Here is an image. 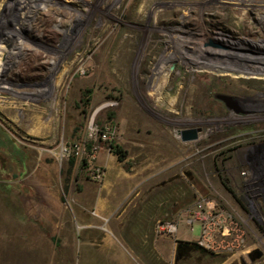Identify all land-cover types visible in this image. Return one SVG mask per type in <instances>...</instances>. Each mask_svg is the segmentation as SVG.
Listing matches in <instances>:
<instances>
[{
    "label": "rangeland",
    "instance_id": "rangeland-1",
    "mask_svg": "<svg viewBox=\"0 0 264 264\" xmlns=\"http://www.w3.org/2000/svg\"><path fill=\"white\" fill-rule=\"evenodd\" d=\"M249 1L0 0V264H264Z\"/></svg>",
    "mask_w": 264,
    "mask_h": 264
},
{
    "label": "bare ground",
    "instance_id": "bare-ground-1",
    "mask_svg": "<svg viewBox=\"0 0 264 264\" xmlns=\"http://www.w3.org/2000/svg\"><path fill=\"white\" fill-rule=\"evenodd\" d=\"M253 4H254V0H250L248 2V4H247L248 6L245 9L246 12L244 13L245 16L243 17V19L245 18L244 20H246L247 23L249 22V24H250V22H253V24L255 25V28L252 29L251 36L247 38L245 46H236V43H232V44H234V46H232V53H233L232 54L230 52L228 53L227 51L225 52V51L221 50V48L223 49V46L218 44L217 42H215V44L214 43L210 44V42L208 40L209 39L208 36L204 39L201 38V43L203 45H206V46L207 45L213 46L214 49L219 50V52L223 51L226 56L229 55L230 57H233V58H241L242 61L244 63H246L247 67L252 68V69H245L249 74L264 76V23H262L263 21H257V23L255 21H253L256 18H259L260 14H261V13L260 14L256 13L253 10H250L251 6ZM263 5H264V1H263ZM262 13H263L262 15H264V12H262ZM121 43H123V42H121ZM253 43H254V45H253ZM117 44H119V43H117ZM250 46L255 47L257 49V51H252V52L249 51L248 48ZM104 105H105V103H104Z\"/></svg>",
    "mask_w": 264,
    "mask_h": 264
},
{
    "label": "crops",
    "instance_id": "crops-1",
    "mask_svg": "<svg viewBox=\"0 0 264 264\" xmlns=\"http://www.w3.org/2000/svg\"><path fill=\"white\" fill-rule=\"evenodd\" d=\"M25 157H27V155L25 156ZM4 172V173H3ZM1 173H3L4 174V176L5 177H7V179H8V181H10V187H11V190L12 189H14L13 190V192H12V194H14L17 190H22L23 191V189L24 188H27V187H29L28 186V184L26 183V182H21V181H17V180H20V179H23L22 177H24V176H26V175H23L22 173L23 172H18L19 174H17L16 172H14L12 169H10V170H3L2 169V167L0 166V174ZM14 181V182H13ZM17 181V182H16ZM18 183V184H17ZM23 186H24V188H23ZM27 186V187H26ZM26 191H27V189H26ZM22 193V192H21ZM14 205H15V203H14ZM11 206H13V205H11ZM12 209H13V207H11ZM10 208V209H11ZM12 227V226H11Z\"/></svg>",
    "mask_w": 264,
    "mask_h": 264
},
{
    "label": "water",
    "instance_id": "water-1",
    "mask_svg": "<svg viewBox=\"0 0 264 264\" xmlns=\"http://www.w3.org/2000/svg\"><path fill=\"white\" fill-rule=\"evenodd\" d=\"M181 133L182 139H192L196 137V130L194 128L183 129Z\"/></svg>",
    "mask_w": 264,
    "mask_h": 264
},
{
    "label": "trees",
    "instance_id": "trees-1",
    "mask_svg": "<svg viewBox=\"0 0 264 264\" xmlns=\"http://www.w3.org/2000/svg\"><path fill=\"white\" fill-rule=\"evenodd\" d=\"M114 151L118 154L120 159L123 158V152H121L122 151L121 148H115Z\"/></svg>",
    "mask_w": 264,
    "mask_h": 264
},
{
    "label": "built area",
    "instance_id": "built-area-1",
    "mask_svg": "<svg viewBox=\"0 0 264 264\" xmlns=\"http://www.w3.org/2000/svg\"><path fill=\"white\" fill-rule=\"evenodd\" d=\"M89 128H90V130H93V129H95L94 128V126L90 123V126H89ZM96 133V132H95ZM95 137V136H94ZM64 149L66 150V151H70V147H64ZM166 225H167V229H168V223H166Z\"/></svg>",
    "mask_w": 264,
    "mask_h": 264
},
{
    "label": "flooded vegetation",
    "instance_id": "flooded-vegetation-1",
    "mask_svg": "<svg viewBox=\"0 0 264 264\" xmlns=\"http://www.w3.org/2000/svg\"><path fill=\"white\" fill-rule=\"evenodd\" d=\"M178 246H179V249H178V253H179V254H180V252L184 249V247H186V248L188 247V246H186V245H182V244H180V243H179ZM192 248H195V247H192Z\"/></svg>",
    "mask_w": 264,
    "mask_h": 264
}]
</instances>
